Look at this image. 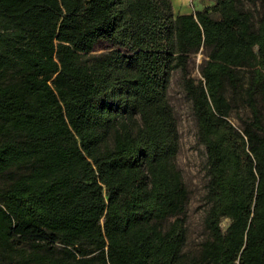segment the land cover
Listing matches in <instances>:
<instances>
[{
	"label": "trees",
	"instance_id": "1",
	"mask_svg": "<svg viewBox=\"0 0 264 264\" xmlns=\"http://www.w3.org/2000/svg\"><path fill=\"white\" fill-rule=\"evenodd\" d=\"M214 1L0 0V264H264V0ZM176 71L206 149L195 251Z\"/></svg>",
	"mask_w": 264,
	"mask_h": 264
},
{
	"label": "rangeland",
	"instance_id": "2",
	"mask_svg": "<svg viewBox=\"0 0 264 264\" xmlns=\"http://www.w3.org/2000/svg\"><path fill=\"white\" fill-rule=\"evenodd\" d=\"M245 1L248 7L255 10L257 18L260 14L259 6L254 5L251 0ZM172 2L176 14L196 12L198 9H203L206 6L212 7L215 4L214 0H172ZM106 47V44H100L95 51H102ZM206 53V49H202L191 57L190 73L197 79L202 77L201 67L206 58ZM169 99L177 115L181 138L178 164L190 189V202L186 211L189 232L188 248L195 251L206 236L204 227V216L207 208L205 200L207 183L206 149L198 140V128L192 110V102L184 90L180 71L174 72L172 77L169 86ZM241 111H245L243 107ZM232 119L236 124L240 123L235 114H233ZM229 223V218H223L222 225L225 230Z\"/></svg>",
	"mask_w": 264,
	"mask_h": 264
}]
</instances>
